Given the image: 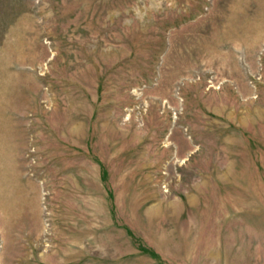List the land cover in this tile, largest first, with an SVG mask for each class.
Wrapping results in <instances>:
<instances>
[{
  "label": "rangeland",
  "instance_id": "374dc122",
  "mask_svg": "<svg viewBox=\"0 0 264 264\" xmlns=\"http://www.w3.org/2000/svg\"><path fill=\"white\" fill-rule=\"evenodd\" d=\"M0 264H264V0H0Z\"/></svg>",
  "mask_w": 264,
  "mask_h": 264
}]
</instances>
